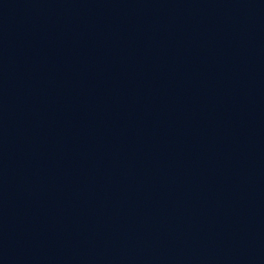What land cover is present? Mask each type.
<instances>
[{
  "label": "water",
  "instance_id": "95a60500",
  "mask_svg": "<svg viewBox=\"0 0 264 264\" xmlns=\"http://www.w3.org/2000/svg\"><path fill=\"white\" fill-rule=\"evenodd\" d=\"M0 264H264V0H0Z\"/></svg>",
  "mask_w": 264,
  "mask_h": 264
}]
</instances>
